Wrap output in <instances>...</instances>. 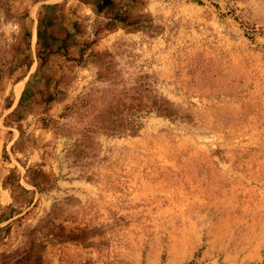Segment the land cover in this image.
I'll return each mask as SVG.
<instances>
[{"label":"rangeland","instance_id":"374dc122","mask_svg":"<svg viewBox=\"0 0 264 264\" xmlns=\"http://www.w3.org/2000/svg\"><path fill=\"white\" fill-rule=\"evenodd\" d=\"M0 264H264V0H0Z\"/></svg>","mask_w":264,"mask_h":264}]
</instances>
